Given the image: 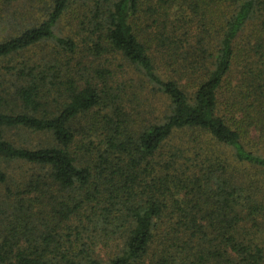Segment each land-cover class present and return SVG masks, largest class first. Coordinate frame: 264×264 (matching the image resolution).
<instances>
[{
    "label": "trees",
    "instance_id": "trees-1",
    "mask_svg": "<svg viewBox=\"0 0 264 264\" xmlns=\"http://www.w3.org/2000/svg\"><path fill=\"white\" fill-rule=\"evenodd\" d=\"M0 23V162L31 168H0V264H264V0H0Z\"/></svg>",
    "mask_w": 264,
    "mask_h": 264
},
{
    "label": "rangeland",
    "instance_id": "rangeland-1",
    "mask_svg": "<svg viewBox=\"0 0 264 264\" xmlns=\"http://www.w3.org/2000/svg\"><path fill=\"white\" fill-rule=\"evenodd\" d=\"M5 24L2 25L0 23V40L3 37H6L8 34H15L13 31H10L9 27ZM40 47H36L34 49H31L30 51L23 52L21 55H29L31 52H37ZM21 55H17L16 57H13V60L16 61L20 59ZM121 63L118 59L116 60V63ZM5 65V62L0 63V70L1 67ZM121 65V64H120ZM119 65V66H120ZM3 72V70H1ZM7 136L10 140L13 141L15 145L18 146H26V147H37L40 145L45 144L47 140V135L45 133H35V132H29V131H16L12 130L11 132L7 133ZM0 168L5 171L9 176H11L13 179L19 180L21 177V174L26 172L28 169H31L29 165L19 162V161H5L0 162ZM5 190L4 185H0V193H2Z\"/></svg>",
    "mask_w": 264,
    "mask_h": 264
}]
</instances>
